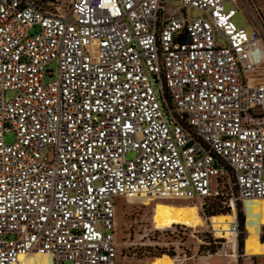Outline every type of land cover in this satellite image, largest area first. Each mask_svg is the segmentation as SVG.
I'll list each match as a JSON object with an SVG mask.
<instances>
[{
	"label": "built area",
	"instance_id": "2783aa9c",
	"mask_svg": "<svg viewBox=\"0 0 264 264\" xmlns=\"http://www.w3.org/2000/svg\"><path fill=\"white\" fill-rule=\"evenodd\" d=\"M259 78L248 0H0V264H118L116 204L144 198L221 199L235 248L236 202L264 199Z\"/></svg>",
	"mask_w": 264,
	"mask_h": 264
},
{
	"label": "rangeland",
	"instance_id": "374dc122",
	"mask_svg": "<svg viewBox=\"0 0 264 264\" xmlns=\"http://www.w3.org/2000/svg\"><path fill=\"white\" fill-rule=\"evenodd\" d=\"M248 1L252 5L255 4L264 22V0ZM224 8H228L227 3ZM192 15L196 16L198 12L193 11ZM233 22L236 26L250 31V26L247 24L246 16L242 11L234 16ZM51 67L54 68V65ZM255 82H264V78L256 79ZM5 139L7 142H11L13 137L8 134ZM133 157V153L127 155V159ZM240 203L244 214L243 232L239 228L234 248L232 247L233 235L231 241L227 242L226 238L218 239L220 237L216 235L217 239H215L205 223L202 227L193 228L191 226L194 220L202 219L204 221L199 214L200 210L196 201L159 198H144L142 202L120 200L116 204L115 220L117 263L160 264L162 260L170 259L174 260V264H210L208 260L216 257L220 260V264H228L233 260L231 255L236 253L239 256L238 263L242 264L248 258L244 255V247L249 241L246 230L251 223V216L248 210L247 213L245 212L244 203ZM262 208L264 209V203ZM261 215H263L262 218L255 216L256 220H254L258 223L257 228L260 229L257 235L259 242L264 238L263 211ZM179 227L185 228V234H181L182 229ZM176 229L180 232H176ZM240 236L243 237L241 248L239 247ZM209 240L211 244L216 246V252L213 254L208 249L210 247ZM213 241L215 243H212ZM257 252L260 256L253 255L256 256L255 260L264 264V242L255 244L252 254ZM168 254H173V256H167ZM28 255L35 258L34 253Z\"/></svg>",
	"mask_w": 264,
	"mask_h": 264
},
{
	"label": "bare ground",
	"instance_id": "6f19581e",
	"mask_svg": "<svg viewBox=\"0 0 264 264\" xmlns=\"http://www.w3.org/2000/svg\"><path fill=\"white\" fill-rule=\"evenodd\" d=\"M263 203H264V199L245 201L244 202L245 212L247 213V210H248V212L250 213L254 207L261 208ZM259 218H262V215ZM231 220H232V215L221 214V215L210 217L207 222L209 224V228L214 233V235L220 238H226L227 242H229L231 241L232 234L229 231L228 225L231 222ZM204 223L205 222L202 219H198V220H194L191 223V226L193 228L202 227L204 226ZM257 226H258V223L254 222L252 226H250L246 230V235L248 236L247 238H249V241L248 243L245 244V247H244L245 256L258 255V252L252 254L253 247L255 246L256 243L259 242L257 240L258 238H256V235L258 234L260 229H258ZM34 254H35V258H31L29 257V255L20 256L16 264H50L49 255L37 254V253H34ZM160 264H174V260L165 259V260H162Z\"/></svg>",
	"mask_w": 264,
	"mask_h": 264
},
{
	"label": "trees",
	"instance_id": "16d2710c",
	"mask_svg": "<svg viewBox=\"0 0 264 264\" xmlns=\"http://www.w3.org/2000/svg\"><path fill=\"white\" fill-rule=\"evenodd\" d=\"M32 1L39 3V4H41V3L44 4V3H49V2H55L57 0H32ZM221 202L222 201L219 198L206 199L204 201L203 210H201L199 212V214L201 215V217H203V219L204 218H210V217L216 216V215H221V214H229L230 213L229 209L226 207H223ZM236 218H237V221L239 224L240 231L243 232L244 214L242 212L241 203L239 201L236 202ZM209 242L208 243L210 244V247L208 249L213 254L216 252V246H215V244H211L210 240H209ZM213 242H215V241H213ZM263 242H264V238L258 243H263ZM242 243H243V237L240 236V240H239V247L240 248L242 247ZM167 256L172 257L173 254H168Z\"/></svg>",
	"mask_w": 264,
	"mask_h": 264
},
{
	"label": "crops",
	"instance_id": "0c3cea01",
	"mask_svg": "<svg viewBox=\"0 0 264 264\" xmlns=\"http://www.w3.org/2000/svg\"><path fill=\"white\" fill-rule=\"evenodd\" d=\"M254 5V7H255V4H253ZM255 9L257 10V8L255 7ZM258 11V10H257ZM264 23V22H263ZM264 212V209L261 207H254L252 210H251V212L249 213L250 214V216H251V223H250V225H249V227L250 226H252V224L254 223V220H256V218H255V216H261V212ZM263 216V215H262ZM254 217V218H253ZM260 227H262V226H260ZM260 232V231H259ZM258 232V233H259ZM258 235V234H257ZM256 235V238H258V236ZM258 256H260V255H258ZM209 262H210V264H220V260L218 259V258H211L210 260H208Z\"/></svg>",
	"mask_w": 264,
	"mask_h": 264
},
{
	"label": "water",
	"instance_id": "95a60500",
	"mask_svg": "<svg viewBox=\"0 0 264 264\" xmlns=\"http://www.w3.org/2000/svg\"><path fill=\"white\" fill-rule=\"evenodd\" d=\"M177 41L179 43H189V37L186 33L182 34L181 36H179V38L177 39Z\"/></svg>",
	"mask_w": 264,
	"mask_h": 264
}]
</instances>
